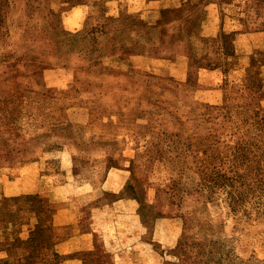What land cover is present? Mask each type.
Returning a JSON list of instances; mask_svg holds the SVG:
<instances>
[{"label": "rangeland", "instance_id": "1", "mask_svg": "<svg viewBox=\"0 0 264 264\" xmlns=\"http://www.w3.org/2000/svg\"><path fill=\"white\" fill-rule=\"evenodd\" d=\"M0 264H264V0H0Z\"/></svg>", "mask_w": 264, "mask_h": 264}, {"label": "crops", "instance_id": "2", "mask_svg": "<svg viewBox=\"0 0 264 264\" xmlns=\"http://www.w3.org/2000/svg\"><path fill=\"white\" fill-rule=\"evenodd\" d=\"M89 11V4H78L71 11L64 16L63 22L65 28L69 30H76L81 26L84 18L87 16Z\"/></svg>", "mask_w": 264, "mask_h": 264}]
</instances>
